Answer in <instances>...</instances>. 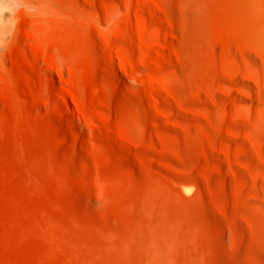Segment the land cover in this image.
<instances>
[{"label": "rangeland", "instance_id": "374dc122", "mask_svg": "<svg viewBox=\"0 0 264 264\" xmlns=\"http://www.w3.org/2000/svg\"><path fill=\"white\" fill-rule=\"evenodd\" d=\"M66 4L0 58V264H264V0Z\"/></svg>", "mask_w": 264, "mask_h": 264}, {"label": "clouds", "instance_id": "9594fccd", "mask_svg": "<svg viewBox=\"0 0 264 264\" xmlns=\"http://www.w3.org/2000/svg\"><path fill=\"white\" fill-rule=\"evenodd\" d=\"M50 0H0V58L19 39V26L23 18L28 20L44 17L49 12ZM123 13H118L108 25L105 31H110ZM0 74H7L0 71ZM8 75V74H7ZM129 84L135 85L134 80Z\"/></svg>", "mask_w": 264, "mask_h": 264}, {"label": "bare ground", "instance_id": "6f19581e", "mask_svg": "<svg viewBox=\"0 0 264 264\" xmlns=\"http://www.w3.org/2000/svg\"><path fill=\"white\" fill-rule=\"evenodd\" d=\"M66 3H68V0H66V1L65 0H50V3H49V12L44 17H39L38 19L44 20L45 25H46V23L48 22V19L49 18H52V17L62 18L61 20H64L65 18H67L69 20L70 16H72V19H74L75 22L77 21L76 23H78V24H80L83 21V19L87 18L86 17L87 15H86V12H85L84 8H82L79 4H75L74 5V7H75V10L73 9L74 10V13H71V8H70L71 5L70 4L67 5ZM70 3H72V2H70ZM46 20H47V22H46ZM44 22L42 21V24ZM40 29H43V27H41ZM48 33H49V31H48Z\"/></svg>", "mask_w": 264, "mask_h": 264}]
</instances>
